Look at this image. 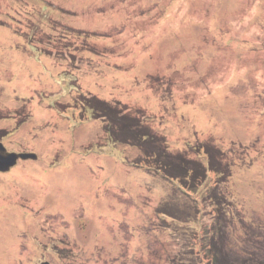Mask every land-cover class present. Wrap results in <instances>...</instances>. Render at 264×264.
Here are the masks:
<instances>
[{"label":"rangeland","instance_id":"374dc122","mask_svg":"<svg viewBox=\"0 0 264 264\" xmlns=\"http://www.w3.org/2000/svg\"><path fill=\"white\" fill-rule=\"evenodd\" d=\"M94 99L207 168L198 211ZM0 143L38 157L0 173V264H205L219 213L264 245V0H0Z\"/></svg>","mask_w":264,"mask_h":264},{"label":"trees","instance_id":"16d2710c","mask_svg":"<svg viewBox=\"0 0 264 264\" xmlns=\"http://www.w3.org/2000/svg\"><path fill=\"white\" fill-rule=\"evenodd\" d=\"M85 102L87 103L86 106L101 111V116L105 120H109L107 123L108 127L106 128L107 131L110 130L114 134L117 126L120 131L117 138L121 137L122 142L130 143L129 145L139 148L145 154V162L151 164V169L160 176H163L162 178L171 183L184 197L192 200L197 211L199 210L201 200L199 198L195 199L194 196L198 193L197 186L206 181L208 177L209 171L206 167L184 160L177 162L179 159H173L164 153L161 147L155 145V141L158 139L145 131L139 121L120 116L121 113L104 102L95 99L91 101L86 100ZM207 156L210 159L209 170L221 174V167L212 158L210 150H208ZM188 216V213L185 215L183 212L176 214V212L169 213L165 211V213L161 214V218H177L181 220L183 218L189 219ZM224 217L225 215L222 213L215 215L212 224H208L210 228L207 227L205 229V235L200 240V243H204L205 264H264V259L262 258L264 255V245L260 243L261 240L254 243V247L242 249L239 252L240 254L235 253L236 250L229 245L231 236L226 233L230 226V219H225Z\"/></svg>","mask_w":264,"mask_h":264},{"label":"water","instance_id":"95a60500","mask_svg":"<svg viewBox=\"0 0 264 264\" xmlns=\"http://www.w3.org/2000/svg\"><path fill=\"white\" fill-rule=\"evenodd\" d=\"M38 159L37 155L34 154H16L10 153L6 147L0 143V173L7 174L10 173L13 168H15L20 161H36ZM50 264V263H43Z\"/></svg>","mask_w":264,"mask_h":264}]
</instances>
